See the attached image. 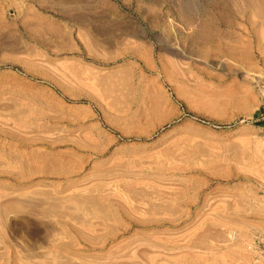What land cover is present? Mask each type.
<instances>
[{
	"label": "rangeland",
	"instance_id": "1",
	"mask_svg": "<svg viewBox=\"0 0 264 264\" xmlns=\"http://www.w3.org/2000/svg\"><path fill=\"white\" fill-rule=\"evenodd\" d=\"M0 264H264V0H0Z\"/></svg>",
	"mask_w": 264,
	"mask_h": 264
}]
</instances>
